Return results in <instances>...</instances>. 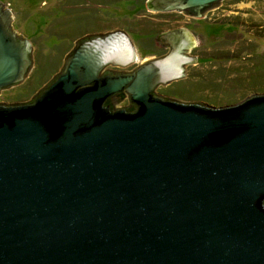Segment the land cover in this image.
<instances>
[{
  "label": "water",
  "instance_id": "water-1",
  "mask_svg": "<svg viewBox=\"0 0 264 264\" xmlns=\"http://www.w3.org/2000/svg\"><path fill=\"white\" fill-rule=\"evenodd\" d=\"M221 0H145L199 18ZM0 0V90L36 40ZM139 57L128 31L83 35L28 100L0 102V264H264V92L210 104L159 91L187 74L191 26ZM126 99V104H118Z\"/></svg>",
  "mask_w": 264,
  "mask_h": 264
},
{
  "label": "rangeland",
  "instance_id": "rangeland-1",
  "mask_svg": "<svg viewBox=\"0 0 264 264\" xmlns=\"http://www.w3.org/2000/svg\"><path fill=\"white\" fill-rule=\"evenodd\" d=\"M136 2L8 0L17 31L36 40V53L28 77L1 89L0 102L28 100L60 68L64 54L83 35L128 31L139 57L124 67L107 68L131 70L167 50L156 40L158 33L189 26L197 36L189 54L199 52V59L187 64L183 78L157 86L159 91L216 105L264 92V46L243 39L245 30L264 34V0H221L199 18L182 12L150 11ZM220 22L236 26L228 29L219 26Z\"/></svg>",
  "mask_w": 264,
  "mask_h": 264
},
{
  "label": "trees",
  "instance_id": "trees-1",
  "mask_svg": "<svg viewBox=\"0 0 264 264\" xmlns=\"http://www.w3.org/2000/svg\"><path fill=\"white\" fill-rule=\"evenodd\" d=\"M137 2H136V4H138L139 6H143L144 7V1L145 0H136ZM219 26H225L226 28H228V29H231V27H235L236 26V24H234V23H229V24H226L225 22L224 23H221L220 22V25ZM243 39L244 40H252V39H254L255 41H257V45L259 44V45H262V46H264V34H259L258 32H256V33H253V32H247L246 30L243 32ZM250 42V41H249ZM252 43V42H251ZM253 46V45H252ZM263 54H264V50H263V52H262ZM246 54H248V53H246ZM245 54V55H246Z\"/></svg>",
  "mask_w": 264,
  "mask_h": 264
},
{
  "label": "flooded vegetation",
  "instance_id": "flooded-vegetation-1",
  "mask_svg": "<svg viewBox=\"0 0 264 264\" xmlns=\"http://www.w3.org/2000/svg\"><path fill=\"white\" fill-rule=\"evenodd\" d=\"M106 68H107V67H106ZM124 104H126V102H125V103L122 102V103H120L118 106H121V105H124Z\"/></svg>",
  "mask_w": 264,
  "mask_h": 264
}]
</instances>
